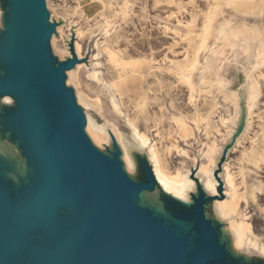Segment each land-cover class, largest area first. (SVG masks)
I'll return each instance as SVG.
<instances>
[{"label": "rangeland", "instance_id": "rangeland-1", "mask_svg": "<svg viewBox=\"0 0 264 264\" xmlns=\"http://www.w3.org/2000/svg\"><path fill=\"white\" fill-rule=\"evenodd\" d=\"M48 1L49 9L46 0H43L53 33L56 27H63L62 38L56 35L58 45L68 47L71 53V57L60 59L58 55L52 54L48 41L47 47L53 64L57 66L70 62L72 67L80 63L78 66L81 71L78 72L77 81L83 91L99 98L101 108L98 111L101 116L121 125L125 124V119L132 129L137 128L139 136L156 148L163 167L169 172L180 169L184 173L197 157H203L205 122L201 123V118H211L207 126L209 136L216 134V125L222 132L227 131L220 119L224 117L228 120L233 115L234 108L221 92L223 85L217 81V72L223 59L247 40H257L264 49V0ZM0 4L6 9L5 30L0 31V70L8 73L10 63L6 53L10 49V0H0ZM52 11L56 17L51 15ZM211 17L220 22V33L218 39L199 57L201 65L206 68L209 57L213 54L209 63L210 70L203 73L200 69L197 74L198 66L191 67L190 58L201 42L203 26ZM213 21L212 25L215 23ZM241 27L248 29L221 45L229 32ZM77 31L79 36L76 37ZM206 39L207 42L203 41L205 44L209 43L210 38ZM74 42L82 45L80 60L75 55ZM197 54L201 53L198 51ZM257 61L251 73L258 85L257 103L251 108L247 127L244 128V122L238 127L244 133L240 144L228 154L227 167L243 194L237 209L238 215L251 225L254 236L264 242V57ZM93 74L96 79L92 77ZM184 74L194 84L193 92L188 88ZM2 76L0 72V80ZM127 81L128 84L125 85ZM105 83L111 86L119 104L118 111L124 119L111 110L110 93L105 88ZM68 89L74 93L71 86ZM14 100L15 106L6 110L3 129L9 131L13 139H18L22 152L37 166L39 162L36 163L33 154L28 151L27 138L17 129L16 116L19 111L18 102L15 98ZM102 117L96 116V119L102 123ZM194 119L198 120V128ZM112 139V150L104 146L101 152L112 159L119 158L113 135ZM221 139L222 137H217V143ZM231 144L232 141L227 143L226 151ZM175 147L178 149L174 150ZM226 156L225 153L216 172L220 194L223 193L224 182L219 174L223 172L222 165ZM139 166V182L147 183L148 178H152L150 168L142 159L139 160ZM42 181L36 171L29 193H36L41 189ZM1 185L8 187L11 197L13 194L10 183L0 175ZM218 198L224 199L225 196L220 195ZM207 201L209 199L198 186L191 208L186 209L176 204H169V207L173 216L192 222L196 229L194 204L202 213ZM189 234L188 232L182 237L189 238ZM194 243L198 247V237ZM249 256L250 261L243 264H264L257 251L250 250Z\"/></svg>", "mask_w": 264, "mask_h": 264}, {"label": "water", "instance_id": "water-1", "mask_svg": "<svg viewBox=\"0 0 264 264\" xmlns=\"http://www.w3.org/2000/svg\"><path fill=\"white\" fill-rule=\"evenodd\" d=\"M8 11L10 72H1L0 95L17 100V129L39 162L36 166L29 160L34 176L37 171L43 181L36 193H29L31 183L17 192L10 184L11 197L8 187L0 186V264L238 261L225 255L216 227L196 204V229L170 211L179 221L191 223L179 236L174 226L135 206V196L152 189L154 181L151 177L147 183L132 181L119 158L91 145L83 112L63 82L71 63L54 65L47 47L53 29L43 0H10ZM5 118L6 113L2 122ZM188 232L189 238L182 237Z\"/></svg>", "mask_w": 264, "mask_h": 264}, {"label": "bare ground", "instance_id": "bare-ground-1", "mask_svg": "<svg viewBox=\"0 0 264 264\" xmlns=\"http://www.w3.org/2000/svg\"><path fill=\"white\" fill-rule=\"evenodd\" d=\"M46 2L48 8L49 1L46 0ZM5 10L0 4V31L5 30ZM51 15L56 17L53 11ZM214 19L213 17L209 18L203 26L201 42L197 45L196 51L194 50L195 54L190 58V66H198L197 74L200 69L203 73L210 70L209 63L213 54L209 57L206 68L201 65L199 57L200 55L202 57L203 52L219 37L220 22H216ZM212 21L215 22L214 25H212ZM247 29V27H241L232 30L223 38L221 45L235 39V37L237 38ZM250 30L248 31L251 33ZM57 34L61 39L64 34L63 27H56L55 32L49 38L52 54L58 55L60 59L71 57L68 47L62 48L58 45ZM75 35L76 37L79 36L78 31L75 32ZM206 38H210L207 44L204 43L208 41ZM81 49L82 45L79 42H74V51L78 60L82 59L80 58ZM198 51L201 54L198 55ZM262 56L264 57V49L257 40L252 39L242 42L239 47L231 50L223 59L217 72V81L223 85L221 92L233 105L234 113L229 116L228 120L224 117L220 119L221 125H224L227 131L222 132L216 125L214 127L216 134L213 136H209L207 133V126L211 121L210 116L200 119L201 123L205 122V138L202 144L203 157H197L194 162L188 165L184 173L180 169H174L172 172L165 170L156 148L148 145L146 140L137 133V128L133 127L132 129L119 113V104L109 84L105 83V88L110 93V108L117 116L124 119V125L105 120L98 111L101 108L99 98L91 96L81 89L77 81L78 72L81 71V67L78 66L80 63L74 64L71 68L65 70L63 74L64 85L67 88L71 86L74 89L75 103L81 108L85 117L84 133L91 145L100 152L104 146L112 150L113 135L119 151L121 168L132 181H139L140 159L149 166L154 186L152 189L142 190L135 196V206L152 211L153 215L161 218L165 225L174 226L179 236L191 228V223L174 218L169 210V204L175 203L184 208H190L194 203V197L197 196L199 186L204 195L209 198L203 208V217L209 220L212 226L216 227L217 239L225 255L229 259L240 261L241 264L250 261V250L257 251L259 258L264 260V242L254 236L251 225L238 215L237 209L243 199V194L240 193L239 185L237 186L234 183V177L228 171L227 159L228 154L240 144L241 136L244 133V131L238 129L239 125L244 122V128L247 127L251 108L257 103L258 85L251 73L253 66ZM0 72L2 71L0 70ZM92 77L96 79L95 74ZM184 78L188 88L193 92L195 90L194 84L189 76L184 74ZM14 106L15 100L12 96L0 95V175L17 192L31 183L35 167L22 152L18 139H13L10 132L3 129V116L7 108ZM228 111L226 108V112ZM96 116L102 117L104 122L100 123ZM193 122L198 128V120L194 119ZM217 137H222L218 143ZM229 141H232V146L226 151V145ZM176 149L178 147H175L174 150ZM225 153L227 156L222 165L223 172L219 174L224 182V190L220 194L216 172L219 170V164L222 162ZM220 195L225 196V198H218ZM194 237L195 233H192L190 241Z\"/></svg>", "mask_w": 264, "mask_h": 264}, {"label": "crops", "instance_id": "crops-1", "mask_svg": "<svg viewBox=\"0 0 264 264\" xmlns=\"http://www.w3.org/2000/svg\"><path fill=\"white\" fill-rule=\"evenodd\" d=\"M126 84H128V81H127V83H125V85H126Z\"/></svg>", "mask_w": 264, "mask_h": 264}]
</instances>
